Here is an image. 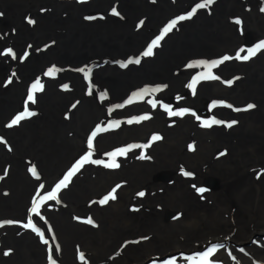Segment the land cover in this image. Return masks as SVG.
Returning <instances> with one entry per match:
<instances>
[{"label": "bare ground", "instance_id": "1", "mask_svg": "<svg viewBox=\"0 0 264 264\" xmlns=\"http://www.w3.org/2000/svg\"><path fill=\"white\" fill-rule=\"evenodd\" d=\"M122 1L0 0V264H200L208 249L197 244L215 238L214 264H264V56L215 67L223 82H232L223 94L240 99L232 100L237 108L222 113L233 115L222 118L217 110L199 115L221 98L211 96L221 82L200 85L201 96L211 97L195 99L189 84H200L203 67L187 62L223 42L234 46V54L249 40L264 41L258 0H219L220 16L194 12L184 20L178 18L188 12H179L192 10L196 0H179L175 10L159 7L155 16L150 0ZM119 5L129 18L140 14L145 26L166 17L186 29L174 27L158 51L141 58L139 70L122 72L116 65L121 54H138L142 34L119 21L121 10L113 14ZM241 7L236 14L243 22L235 31L223 18ZM205 16H211L207 26ZM183 60L185 67L176 72ZM240 73L243 79L233 75ZM152 82L165 87L110 111L127 89L143 92ZM30 90L35 102L28 101ZM248 104L255 107L244 110ZM191 105L198 119L185 114ZM169 110L184 114L171 116ZM18 115L25 118L9 127ZM141 116L149 118L136 122ZM118 117L127 127L97 133L92 147L99 144L102 152L90 149L85 132ZM215 118L223 124L202 126ZM149 129L148 142L139 141L136 134L145 137L142 131ZM121 150L127 151L112 155ZM113 160L118 167L107 166ZM109 194L115 199L101 204ZM34 203L39 214L31 212ZM29 218L35 230L24 226Z\"/></svg>", "mask_w": 264, "mask_h": 264}, {"label": "water", "instance_id": "2", "mask_svg": "<svg viewBox=\"0 0 264 264\" xmlns=\"http://www.w3.org/2000/svg\"><path fill=\"white\" fill-rule=\"evenodd\" d=\"M89 1H93V0H89ZM120 2H123V1L122 0H118V3H120ZM125 2H127V1H125ZM149 2L150 3H148V6H152L155 9H157V10H155L154 15H153V16H155L156 14L159 13V10H158L159 7L162 8L163 12L167 8H170V7H174L173 10H175L177 3H179V0H169V1L167 0L164 4H163V2L161 0H150ZM196 2H198V4H201V3H204V0H196ZM220 3H221V1L219 2V0H214L213 4H211V5H209V6L205 7V8H196V6H194L192 8V10L189 9V10L181 11V12H179V14L183 15L184 13H186V11L189 14V13L193 12V9H196L195 12H204L205 11L211 16H212V14L213 15L218 14L220 16L221 12L218 11V9L220 10V8H221L219 6ZM257 5H259V6L255 7V8L258 9L259 13L264 16V11H261V9L264 8V0H258L257 1ZM252 7H250V8H252ZM111 9H119V10H121L124 13V18H121V20H119V21L120 22L126 21V23H124V24H130V29H132V31L134 33H137L140 30L138 35L142 34L141 37H140V40H141L140 42H141V46H142L140 48L141 49L140 52L138 54H135V53L129 54V52H125L124 54H121L124 57V58L123 57L121 58L122 62H119L117 64L115 63V64L119 68H121L122 72L126 68H129V69L136 68L137 70H139L140 69V68H138V64L139 63H129V61L130 60L135 61L136 59H139V61H140L142 57H148V56H144L143 53L147 50L148 46L152 43V41L160 36V34L163 31V29L171 22V20H167V18L164 17L166 21L163 22L162 24L159 22L157 25L148 24V26H145L146 24L143 25L144 20H142V17H141L140 14L137 15L136 18H129V16H128L129 13H128L127 9H123L122 10V6L119 5L118 7L111 8ZM240 9H244V7H241L239 9H237V11L236 10H232V12L229 15V17L223 18V21L226 20L233 27V29L235 31H236L237 28H239V26L243 22L242 21V17L236 14V12H238V10H240ZM188 14H187V16H188ZM211 16L203 17V19H204L203 21L204 22H202V23H203L204 26H207V25L211 24V22L208 19H206V18H209ZM97 17L100 18V16H97ZM192 17L194 18V14L191 15V18ZM237 19L240 20L239 24H237L235 22ZM139 20H142V25H140V26L138 25ZM218 23H219V19L215 22V24L218 25ZM186 25L187 24L177 22L176 25H175L176 32H178L179 30H185L186 29ZM223 28H225V26ZM155 35H157V36L153 39V36H155ZM125 39H127L126 35H122L121 36V40H125ZM163 39H164V36L159 41L158 46L160 45V43L162 42ZM172 39L173 38H171V40H167V43L172 42L173 41ZM148 40H150V42ZM261 42H258L256 40H249V41H247L246 44H244V48L241 47L240 49H238L239 51H236L234 54H232L231 51H230L231 49H233L234 46H230V43L226 44L225 42H223L225 45L220 46L219 49H217L215 51H212V52H210V51H208V52H198V53H194V54L189 55V57H188L189 59L187 60V62H191V61L197 60V61H199L198 64H201L202 67H203L197 73V75H199L198 77L202 81H200L199 85L195 86V89L197 91L196 94L200 95V92L203 90V89H200V85L207 84V83H213V81H215V80H211V78H207V77H209V74L212 75V76H217V71L214 70V69H216L215 67H218V66L221 67L224 63H227V62H230V61H231V63L232 62L235 63L237 61V62H240L241 64L247 65V64H250L253 61H255V59H259L262 56H264V49H260V50L256 51L254 55L250 56V58L248 60H243V59H237L236 58L237 54H239L240 57L248 55L249 54V49H255L256 46L258 44H260ZM158 46L154 47L156 49V51H158V48H159ZM224 56H228L229 59L228 60H223ZM184 61L185 60H183L180 63L181 66L176 67L174 70L179 69V68H181V70H182L183 67H185V65H183ZM216 61H222V62L218 63L217 66H215V67H210V65L213 62H216ZM111 64L112 63H110L109 65L111 66ZM122 65H125V66H122ZM99 67H101V66H99ZM99 67H97V68H99ZM114 69L116 70L115 67H114ZM231 74L232 73H227L226 75H231ZM233 75L236 78L237 77L240 78V79L244 78L242 73H240L239 75L238 74H233ZM155 83L156 84H154V85L148 84V87L145 90H143V92H137L138 87H134L133 89H127L129 91L126 92L127 91L126 90L125 91L126 93H123L121 96H119V98L116 99V102L114 103V105L111 108H115V111H117L119 109L120 110L124 109L126 103L128 102V98L127 97L130 96L131 101H132L136 96H138V95H140V94H142L144 92H150L151 89H156L155 86H157V82H155ZM159 84H161V83H159ZM208 97H210V96H208ZM95 128H97V127L93 126L90 131L94 130ZM88 136H92V133L89 134ZM92 143H94V142H92ZM92 149L93 150H97V147H92ZM97 151H101L102 152V150H97Z\"/></svg>", "mask_w": 264, "mask_h": 264}, {"label": "snow or ice", "instance_id": "3", "mask_svg": "<svg viewBox=\"0 0 264 264\" xmlns=\"http://www.w3.org/2000/svg\"><path fill=\"white\" fill-rule=\"evenodd\" d=\"M214 3V0H204V3H201V4H198L196 6V8H205L211 4ZM196 11V9H193V12L189 13L188 16H180L178 19L179 20H184V19H187V18H190L191 15L194 14V12ZM261 11H264V8L261 9ZM113 14H118L116 13L115 9H113ZM237 24L240 23V20L237 19L235 21ZM29 23H32V21H29ZM177 23V20H173L171 23H169L164 29L163 31L161 32L160 36L157 37L155 40L152 41V43L148 46L147 50L143 53L144 56H150L153 54V48L158 46L159 44V41L163 38V36L168 33L169 31H171L175 25ZM260 49H264V41H262L260 44H258L256 46L255 49H249V54L246 55V56H243V57H240L239 54H237V59H243V60H248L250 58V56L254 55L256 51L260 50ZM10 51V50H9ZM229 57L228 56H224L223 57V60H228ZM139 59H136L135 61H132L130 60L129 63H139ZM222 61H216V62H213L210 67H215L218 63H221ZM122 66H125V65H122ZM83 71V70H82ZM88 73H85V76L87 77ZM207 78H211V79H216L217 77L215 76H212L209 74V77ZM229 84H231L232 82L229 81L228 82ZM39 84V81H37V84L33 85V89H36L37 85ZM67 87V86H65ZM189 87L193 89V91L195 90V82L192 83V84H189ZM159 89H153V91H158ZM28 101H31V102H35L34 101V96H33V91L30 90L29 93H28ZM253 107H255L253 104H248L247 105V109H244V110H248V109H252ZM25 112H27V114L29 116L33 115L34 113H31V112H28L27 108H25ZM184 113L183 112H173L171 110H169V115L171 116H176V115H183ZM25 117L23 115H18L15 117V119H13L11 121V124L9 125V127L13 126V125H16L18 124L22 119H24ZM149 117L147 116H141L138 118V120L136 122H139L140 120H145V119H148ZM133 121H128V123H132ZM217 123H221L220 121H217V120H212L211 123L205 121L204 124L202 126L204 127H210L211 124H217ZM236 123L235 121L232 122V124ZM232 124H228L227 126L228 127H231ZM115 126H118V125H113L112 127H115ZM105 129H101L100 127H97L96 131L92 133V136L89 137L88 139V147L91 149L92 148V140H93V137L96 136L97 132H100V131H104ZM153 141L155 140H159L160 137L159 136H153L152 137ZM131 147H140L139 145H132ZM145 147H147V145H145ZM191 148V146H190ZM125 151L127 150H121L119 153H114L112 155H117V154H123ZM141 158H144L143 155L141 156ZM87 159V157L85 158ZM95 163H100V161H94ZM108 167H118L119 165L115 163V161L113 160L111 163H109L107 165ZM76 167H79V165H77ZM30 171L32 172L33 175L36 174L35 172V169H30ZM76 171V168H74L72 171H70L64 178V180H62L60 182V184L57 185V189H59L60 187L62 186H66V181L69 180V178L74 174V172ZM185 175H189V173H184ZM115 190H113V193H114ZM198 192H204L206 191V189L204 188H199L197 189ZM138 195L140 196H143L144 193L143 192H140ZM55 197V192H53L51 195H49L48 199H52ZM109 199H115V196L114 194H109V196H106L104 199H102L100 201L101 204H105ZM31 212L32 213H36V214H39V204L38 203H34L33 204V207L31 209ZM8 223H11V221H9ZM87 223H93V221L91 220V218H89L87 220ZM25 227H33V229L35 230L34 226L32 225V221H31V218H29V222L28 224L24 225ZM41 235V239L44 243L47 244V241L44 240L43 238V234L40 233ZM219 247H223V245H220ZM217 251V246H213L211 248H209L205 253H203V257H204V264H210V261H209V258L212 256V254H214L215 252ZM8 253H5V255H7ZM82 258V257H81ZM51 259V258H50Z\"/></svg>", "mask_w": 264, "mask_h": 264}, {"label": "rangeland", "instance_id": "4", "mask_svg": "<svg viewBox=\"0 0 264 264\" xmlns=\"http://www.w3.org/2000/svg\"><path fill=\"white\" fill-rule=\"evenodd\" d=\"M116 63V62H115ZM113 64V63H112ZM112 64H111V66H112ZM109 67H111L110 65H108ZM97 70V68L96 69H94L92 72L94 73L95 71ZM176 72H180L181 71V68H179V69H176L175 70ZM218 76V75H217ZM217 76H215V77H217ZM245 76V75H244ZM211 80H215V81H213V82H216V81H220L221 82V85L220 86H218L217 87V89H218V92L217 93H214L213 95H211V96H215V97H221V98H214V99H212L211 101H210V103L208 104V106H204L203 107V109L202 110H200V113H199V115H202V116H206L208 113V111H215V110H217L216 112L218 113V115H216V116H218V118L219 117H223L224 115H227V114H222V113H226V112H228V110L230 111V109L231 108H237V104L235 103V102H233V101H236V102H239V100L240 99H237V98H234V97H229L227 94H223V93H226V89L225 90H222V87L223 86H229V83L228 82H223V80L218 76L216 79H211ZM169 83V82H168ZM194 83V82H193ZM249 83L250 82H248V84H247V86H249ZM151 85H154V84H156V83H154V82H152V83H150ZM159 83H157V86H155V88L156 89H160V88H163V87H165L162 83L161 84H159ZM196 86V85H195ZM193 90V89H192ZM196 90V89H195ZM204 90V89H203ZM202 90V91H203ZM234 90H237V89H234ZM201 91V92H202ZM206 95H207V93H206ZM206 95H202L201 96V94L199 95H197L196 97H195V99L196 98H199V97H203V98H205L206 97ZM210 96V97H211ZM235 97H238V98H241L242 97V94L241 93H238ZM249 97H251V96H247V97H245V98H243V99H247V98H249ZM128 98V100H129V98H130V96L129 97H127ZM233 100V101H232ZM152 106V105H151ZM151 106L150 107H148V108H151ZM154 106V105H153ZM147 108V109H148ZM188 108V107H187ZM186 108V109H187ZM189 108L190 109H187V111H186V115H192V117H196V119H198V116H196L197 115V113L196 112H193L192 110H191V108H193V105H191V106H189ZM147 109H146V111H147ZM110 111H115V108H110ZM146 111L145 112H143V113H146ZM156 113L157 112H154L152 115H151V117H155V115H156ZM147 114V116H149V113H146ZM194 114H196V115H194ZM212 114V113H211ZM230 117L233 115V113H229L228 114ZM228 117V116H227ZM216 119V118H215ZM202 120V117H200V121ZM217 120V119H216ZM218 121V120H217ZM111 124L109 125V124H106V125H104V126H98V127H100L101 129H105L104 131H100V132H97V133H101V132H105V133H108L107 132V130L111 127V126H113V125H118V126H115V127H113V132L114 131H119V130H121V129H123V128H125V127H127L126 126V123L127 122H125L123 119H121V118H117V120H116V122L115 123H112V122H110ZM222 124H223V122H221ZM95 127H97L96 125H95ZM96 129L97 128H95L94 130H92V131H89V132H85L87 135H89V134H91V133H93V132H95L96 131ZM142 133H145L146 134V136L145 137H141V135H138V134H136L138 137H140V139H139V141H147L148 142V140L150 139V136H152V133H153V129H149L147 132H144V130L142 131ZM154 135V134H153ZM189 135H190V133H189ZM161 136H163V135H161ZM146 142V143H147ZM192 142V141H191ZM99 147V148H98ZM97 150H102V146L101 145H99V144H97ZM211 242L212 243H210L209 245H205V243H202V242H200V243H198L197 244V246H198V248L197 249H201V250H203V251H206L205 249H209V248H211V247H213L214 245H215V243H217V241H216V238L215 239H213V240H211ZM216 245H218V244H216ZM203 255L201 254L199 257H202ZM84 261H86L85 260V258H84ZM209 261H210V264H214V262H213V260H211L210 258H209ZM165 264V263H164ZM200 264H204V260L202 261V262H200ZM246 264H251V262H250V260H248L247 261V263Z\"/></svg>", "mask_w": 264, "mask_h": 264}]
</instances>
